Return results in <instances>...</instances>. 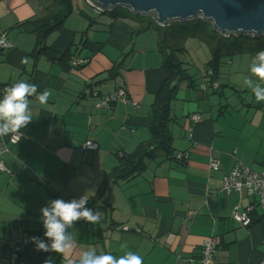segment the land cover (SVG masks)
<instances>
[{"label": "crops", "instance_id": "crops-1", "mask_svg": "<svg viewBox=\"0 0 264 264\" xmlns=\"http://www.w3.org/2000/svg\"><path fill=\"white\" fill-rule=\"evenodd\" d=\"M55 3L0 0V36L9 44L0 50V87L26 81L37 85L38 93H51L44 106L30 98L33 120L17 144L9 142L11 137L0 138V161L11 173L0 172V226L23 224L22 233L31 223L26 217L40 218L41 208L50 201L93 196L100 174L117 164L116 155L130 153L148 140L149 106L166 78L162 33L155 25L146 20L157 34L145 37L144 20L138 16L102 18L87 2L89 9L76 10V18L72 6L70 16L47 36L45 51L36 55V26L19 25L40 16L50 18L57 11ZM66 52L85 62L74 69L63 67ZM223 60L228 65L219 73L227 86L220 94L202 89L203 72L193 88L186 86L181 97L175 95L180 107H172L167 129L172 154L184 158L177 161L158 151L146 159L140 176L114 185L108 198L114 225L108 227V220H99L97 228L75 224L73 248L59 256L62 261L79 264L80 257L93 250L117 256L131 250L143 264H196L201 245L213 238L218 244L214 264L264 262V217L240 227L230 213L245 209L250 201L220 190L222 176L236 164L264 170V102H257L244 84L250 68L243 71L242 61L237 66L233 58ZM119 62L118 76L104 81ZM236 73L241 74L240 82H230ZM118 88L126 92L128 104L116 101L109 110L94 109L91 89L105 95ZM194 116H199L198 122ZM87 141L96 144V150H84ZM210 160L218 162V171L209 170ZM256 214L258 220L262 213L256 209ZM13 242L0 247L2 258Z\"/></svg>", "mask_w": 264, "mask_h": 264}, {"label": "trees", "instance_id": "trees-1", "mask_svg": "<svg viewBox=\"0 0 264 264\" xmlns=\"http://www.w3.org/2000/svg\"><path fill=\"white\" fill-rule=\"evenodd\" d=\"M55 5L57 11L50 17L45 18V16H40L34 18L30 21L21 23L19 26H24L27 24L35 25L36 29L34 33L36 34V46L37 49L36 55H40L45 51L44 42L48 35L53 31L58 29L63 22L70 16L72 13L71 0H55ZM49 10V9H48ZM128 12V11H127ZM127 12L124 9L116 8L111 12L106 13H95V15L108 17L110 20L123 19L127 17ZM157 27V26H156ZM159 27V26H158ZM159 27V28H166ZM146 28L145 30H147ZM84 33V32H83ZM171 37V36H170ZM171 40H166L165 32L162 34L160 40V49L163 50L164 56L162 61V68L166 72V78L162 81L157 93L155 94L151 105L149 106L147 126L146 130L148 132V140L140 143L132 152L122 153L120 156L116 155L117 164L109 169L106 172H102L101 182L94 193L93 196L88 198V204L86 207L92 209L93 211H99L103 218L100 219L101 222H107L108 227H112L114 223L110 219L112 208L108 203L109 194L114 185L122 181H129L138 176H140L146 168V159L153 158L158 151H163L167 155H171L170 159L176 160L177 154H172L171 151V137L169 135L167 124L170 121V102L175 99L176 91L179 88L180 83H185L187 87L193 88L195 80L193 77L187 74L188 67L184 68V62L178 58L176 52L182 51V48L178 47V42L175 37H171ZM221 43V40H219ZM234 44V43H233ZM264 48V45L263 47ZM234 47L229 48L228 45L223 44L217 48L210 49V60L204 65V75H203V85L205 86L206 91H210L211 94H220V90L227 85L221 82L220 79V68L224 65H228L223 59L231 60L236 56L235 52H232ZM225 50V52H224ZM248 52L238 53L239 55ZM61 58V64L67 69H74L70 65V60L74 57H70L68 52L64 53ZM229 62V61H228ZM122 62H119L115 67L109 71L108 79H114L118 76V69L120 68ZM78 68V67H76ZM103 81V80H102ZM216 85V88H212V84ZM92 84L88 85L91 87ZM119 89V88H118ZM94 89H91L93 92ZM98 94L102 95L98 90H95ZM91 98V97H90ZM93 102L96 101V98L92 97ZM18 143V142H17ZM16 143V144H17ZM94 151V150H93ZM183 156V154L180 153ZM178 161V160H177ZM55 198V197H54ZM256 210L248 214L250 218V225L254 224L256 221L259 222L263 216H259L256 220ZM101 217V216H100ZM84 221H78L75 224H85ZM12 224V223H9ZM96 226V224H94ZM97 228V226H96ZM116 228V227H115ZM97 233V231H96ZM96 233L94 234L97 238ZM23 234H26L30 239L32 237H38L41 240L44 238V229L43 225H35L31 227H25ZM218 244L216 245V248ZM53 252H41L35 250V245L30 243L26 248L22 247L21 251L18 252L17 260L19 262L28 261L27 264H41L44 263L46 259L52 260ZM21 258L23 260H21ZM53 264H67L58 257Z\"/></svg>", "mask_w": 264, "mask_h": 264}, {"label": "clouds", "instance_id": "clouds-1", "mask_svg": "<svg viewBox=\"0 0 264 264\" xmlns=\"http://www.w3.org/2000/svg\"><path fill=\"white\" fill-rule=\"evenodd\" d=\"M26 62V58L21 61ZM244 84L257 102H264V51H258L253 57L250 75L244 78ZM50 95L47 89L38 93V86L26 81H18L8 87L0 96V138L12 137L15 143L23 138L22 130L33 120L30 98L34 97L39 105L44 106ZM87 204L88 199L83 195L70 201L55 199L41 208L40 219L45 239L30 238L29 242L35 245V250L60 255L69 253L75 241L72 232L68 230L78 221L94 225L100 220L101 213L86 207ZM126 247L122 245V248ZM44 264H53V261L46 259ZM79 264H143V258L131 250L124 251L119 256L111 253L98 254L93 250L85 252L80 257Z\"/></svg>", "mask_w": 264, "mask_h": 264}, {"label": "rangeland", "instance_id": "rangeland-1", "mask_svg": "<svg viewBox=\"0 0 264 264\" xmlns=\"http://www.w3.org/2000/svg\"><path fill=\"white\" fill-rule=\"evenodd\" d=\"M48 1L50 2V0ZM85 1L86 0H71V5L73 6V9L75 10L72 18H76V13H77L76 10H79V9L82 10V8L87 7L85 5L86 4ZM121 9H124L125 12L128 11V9H125V8H121ZM128 12L127 13L131 17H137L135 15H132L130 11ZM138 20L139 21L144 20L143 22L144 29L148 28L143 33L145 37L149 36L148 34L156 35L157 34L156 30H159L160 33L162 34L165 32V38H166L165 41H167V39L171 40L170 39L171 37L173 38L175 37V39L178 42L177 48H182V51L176 52V53H179L178 58L184 62V68L188 67L187 74L190 76H193L195 78V82L200 77V75L204 72V65L210 60V49L217 48L219 44L221 46H223V44H226L229 46V48H232V47L235 48L232 51V52H235L234 54H236V56L233 58V63H234L233 65L238 66L239 62L242 61L244 65V69H242L243 71H245V69L250 68L251 61L258 51H264V48H262L264 45V35L261 36L260 38H256V37L254 38L250 35H242L239 37L235 35H231L230 37L227 38L213 31L211 24L209 22L203 21L200 18H196L194 20H190L185 23H182L179 21H173L169 24V26H167L164 29L159 28L151 17L139 15ZM146 20L149 21L151 24L155 25V27L157 26L156 30L152 27H149V24L148 22H146ZM219 40H221V43L219 42ZM248 51H249L248 54L247 53H243L241 55L238 54V53L248 52ZM234 70L235 69H233L232 71ZM234 79H236L237 82H240L241 74L236 73V74L231 75L230 82H235ZM181 85L182 87L180 88V90L177 89L176 91V94L178 97H181L183 91L187 89L185 83H180L179 87ZM174 100L175 99H173L170 102V117H172V114H173L172 107L175 106V108L177 109L180 107V101L177 100V102H175ZM176 114H178V112ZM157 160L158 158H156V161ZM26 219H29V221L31 222L30 224H28L29 227L42 224L41 219L37 217H33V218L26 217ZM1 224L4 226L2 225L0 226L1 227L0 228V247H3L6 244L11 243V241L12 242L14 241L13 242L14 244L17 240H20L23 237V233H22V230L24 228L23 224L21 225L19 223H15L12 226H9L7 222H1ZM1 229H4V230H1ZM74 229H77V228H74ZM68 231L72 232L71 229H69ZM73 232L76 233L75 230H73ZM3 254L4 253L0 252V257ZM59 256L60 254L53 252L52 254L53 263ZM21 260L23 259L21 258ZM23 261L29 263L28 261H25V260ZM41 264H44V263H41Z\"/></svg>", "mask_w": 264, "mask_h": 264}, {"label": "water", "instance_id": "water-1", "mask_svg": "<svg viewBox=\"0 0 264 264\" xmlns=\"http://www.w3.org/2000/svg\"><path fill=\"white\" fill-rule=\"evenodd\" d=\"M101 13L125 8L132 15L148 16L159 27L173 21L200 18L221 36L264 35V0H86Z\"/></svg>", "mask_w": 264, "mask_h": 264}, {"label": "built area", "instance_id": "built-area-1", "mask_svg": "<svg viewBox=\"0 0 264 264\" xmlns=\"http://www.w3.org/2000/svg\"><path fill=\"white\" fill-rule=\"evenodd\" d=\"M95 13H99L97 9H94ZM9 44L7 43L5 37L0 36V50H7ZM85 61L80 58H73L70 60V65L72 68L79 67ZM10 87L9 85H4L0 87V96H2L6 89ZM212 88L215 89L216 85L213 83ZM202 89L205 90V86L202 85ZM90 97L96 98L94 102V109L96 110H109L114 102L119 101L123 105L128 104L129 100L127 98L126 92L119 88L115 90L113 94L100 95L95 90L90 93ZM199 116H194L193 120L195 122L199 121ZM12 145H15L14 139L11 137L9 141ZM84 150L93 151L96 150V144L87 141L82 147ZM184 157L180 154L176 156V160H181ZM208 168L211 171H218L219 164L216 160H210ZM0 172L6 173L11 176L9 170L0 161ZM220 190L223 194L229 195L230 193H237L242 198L248 199L250 201L249 205L238 211V208L232 209L230 217L232 221L240 225V227L247 228L250 225V218L248 214L252 213L254 210L259 209L261 216L264 217V170L261 172H254L250 168L243 166L241 164H236L232 169L224 174L221 178ZM117 231L127 232L126 227H116ZM29 238L26 234L16 241L6 258L0 257V264H26L19 262L17 260L18 252L21 251L22 247H27L30 245ZM217 242L213 238H208L200 247V253L196 264H214V257L216 251ZM261 264H264L262 261Z\"/></svg>", "mask_w": 264, "mask_h": 264}]
</instances>
